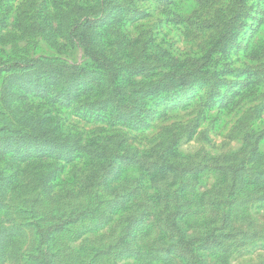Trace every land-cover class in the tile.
Masks as SVG:
<instances>
[{"label": "rangeland", "instance_id": "rangeland-1", "mask_svg": "<svg viewBox=\"0 0 264 264\" xmlns=\"http://www.w3.org/2000/svg\"><path fill=\"white\" fill-rule=\"evenodd\" d=\"M105 5L109 8L98 10ZM226 30L218 48L219 33ZM87 40L121 76L135 73L128 77L127 94L131 87H145L134 101L138 111L129 113L134 126L92 117L97 114L89 105L105 97L106 77L98 68L79 76L65 67H83ZM37 58L35 68L29 67ZM199 59H208L204 69L220 79L215 98H208L200 82L172 92L160 89L154 93L158 107L153 96H145L165 72H180ZM11 62L25 68L0 72V264H35L36 234L45 235L57 216L74 223L52 236L54 264H187L155 245L174 241V232L162 231L166 216L163 222L159 216L129 224L136 207L147 209L139 198L121 196L132 189L136 169H124V181L109 178L96 198L83 195L81 182L96 167L79 152L111 138H124L139 150L178 139L166 160L199 169L184 174V208L190 212L183 226L205 233L214 225L220 237L221 244L202 251L207 263L264 264V0H0V65ZM236 91L233 103L221 108ZM27 138L53 140L47 144L58 148L40 152L41 144H19ZM124 166L118 162L115 170ZM50 172L56 178L42 182ZM17 175L19 189L11 193L14 182L5 179ZM223 215L227 226H221ZM226 232L235 237L223 239ZM137 248L140 262L128 253ZM39 258L47 261L44 253Z\"/></svg>", "mask_w": 264, "mask_h": 264}, {"label": "trees", "instance_id": "trees-1", "mask_svg": "<svg viewBox=\"0 0 264 264\" xmlns=\"http://www.w3.org/2000/svg\"><path fill=\"white\" fill-rule=\"evenodd\" d=\"M109 5L101 6L98 10L103 9L106 10ZM101 12H96V17L100 15ZM240 17V16H239ZM236 20V17L231 18V24H234ZM91 18L89 16H86L84 18V25H87V27H91ZM228 25H230V22H228ZM72 30H70V33ZM228 30L222 31L219 33V38L216 41V45L218 48L224 43L226 40V35H228ZM73 40L72 37H69V41ZM84 56L87 58V61L83 64V67L76 66V65H67L65 66L69 71L72 70L73 72L79 74H83L88 70V67L92 68H98L101 69L103 75L107 79V87L105 89V97L102 99L100 98L98 101H96L94 104H90L89 108L92 114L96 112L97 115H94V119L96 122L99 123H106L109 125H116L121 124V122H131L129 123V126H134L133 121V115L129 114L131 112H137V105L134 104V101L136 100L137 96L144 95V89L145 87H131L127 90L128 94L125 92L127 89V86L130 85L131 81H128V77H131L130 75H133L135 73L133 72H127L124 73L126 77L121 76V73L117 70H115L112 65V61L106 60L105 57H103L101 54H97L94 49L92 48V44L90 41H84ZM209 57H211L209 55ZM207 57V58H209ZM37 59H31L29 60V67L35 68L34 66L38 63ZM207 61L208 59H199L195 61L194 65L190 68L184 69L180 72L177 71H168L163 74V77L159 80L158 84L154 87H150L146 89V95L145 96H153L155 98L154 103L155 105L161 104L159 102V99L157 98L158 95H154V93H158L160 89H164L166 92H172L175 88H183L191 86V84H197L200 82L203 84L205 88V92L208 93V98H215L216 93V87L220 83V79L216 78L215 73H209L204 69V67H207ZM98 64V66H97ZM24 66L21 63L11 62V63H4L0 65V72H15V70H24ZM97 69V70H98ZM100 71V70H99ZM249 72V71H246ZM71 72H69L70 74ZM64 76H67V73L63 71ZM98 75L97 73H95ZM245 76H247L248 79H252L251 81H256L251 74L244 73ZM74 75V74H72ZM102 75H99L98 81L99 83H104L105 79L103 78V81L101 80ZM65 78V77H64ZM29 80V79H28ZM160 81H162V85L159 84ZM197 81V82H196ZM67 82V81H65ZM78 82V81H77ZM249 82V81H248ZM101 84V85H102ZM206 84V85H205ZM100 85V86H101ZM210 85V86H209ZM207 87H209L207 89ZM81 88H79L80 91ZM144 90V91H143ZM77 89L74 90L73 94H77L79 92ZM98 91V90H97ZM101 93V91H100ZM239 94V91H236L231 98H229L227 101H223L220 105L221 108L227 107L228 105L232 104L235 96ZM157 98V99H156ZM168 99V98H167ZM166 99V100H167ZM138 100H136L137 102ZM169 101V99H168ZM99 105H95L99 103ZM139 107V106H138ZM141 112L144 110L139 107ZM117 112V113H116ZM145 112V111H144ZM139 113V112H138ZM140 114H137L139 116ZM89 116V115H87ZM123 124V123H122ZM128 125V124H127ZM111 138V137H110ZM54 144V141L43 140V142H40L37 138H32L24 142H20L19 144L23 145L26 144V148L35 147L37 144H41L40 146V152H44V150H50L58 148V146H50L47 143ZM176 142H178V139L173 138L171 139L167 144H163L161 146H154L151 147L149 150H139L135 149L132 145H130L124 138H121L118 141H113V138H111V142L105 143H97L96 149L88 147L87 149H84L80 151L79 153L86 154L90 162H92V166L96 167L94 171L88 173L85 175V178L81 182V190L83 191V195L87 198L90 196H94V198L97 197L95 191H97L99 194L103 189H107V180L109 178L114 177L116 182L124 181L126 178V174L124 175V169H136L138 172V175L136 176V179L132 180V189L127 195L122 194L123 198L126 196L128 197H134L139 198V200L145 205V210L137 211V207L135 208L136 214L134 216H131V218L128 220L129 224H138L140 222H143V219L146 218L149 221L154 222V218H158L160 216V219L162 222L164 221L163 218L165 217V224L162 223V231H168V233H173L174 240L171 243H166L165 239L156 241V246L160 245L161 249L159 251L168 250L167 254L175 253L176 255L179 254L180 259L187 260V264H208L206 261V254L202 251L209 252L214 246H217L221 244L219 242V235L216 234L214 229V225L210 227V229L205 233H200L197 231L196 233H193L194 226L186 227L183 226L187 223V215L189 214V209H185V191L187 189L186 180L184 178L185 173H190L193 171H198V166L196 167H190L187 169L185 166H182L180 164H174L171 161L166 160V156H169L170 154L175 153V146L177 145ZM104 144V145H102ZM48 145V146H47ZM255 153H257V150H255ZM254 154V152H253ZM44 155V154H42ZM255 158V154H254ZM118 162H122L124 165L123 169H119V171L115 170L116 165ZM199 172V171H198ZM233 178L232 180H236V173L237 170L234 169L233 171ZM55 173H49L44 178H42V182L47 180V182L51 179H55L56 175ZM259 177V176H258ZM19 179V175L16 176L14 179H5V181H13L14 184L12 186L11 193L17 191L19 189L18 184L16 183V180ZM128 179V178H127ZM126 179V180H127ZM172 179H178L179 183L176 184L175 188H170V185H164L165 182L172 180ZM231 187H234L231 185ZM232 194V193H231ZM170 196V197H168ZM167 198V199H166ZM169 199V200H168ZM122 204H116V208L114 212H117V209L120 208ZM170 206V207H169ZM186 205L185 207H188ZM85 212V211H84ZM83 213V211L81 212ZM122 212H119V214ZM64 217L57 216L56 219L58 220V223L55 225H49L48 231L45 233V235L40 237V233L36 234L37 236V245H36V252L35 254L31 255V258L35 261V264H42L39 258V255L44 253L45 257L47 255V261H44V264H54L53 263V256L54 253L51 249L52 244V236L54 234H57L62 231L63 228H66V226L73 224L72 218H68L66 221L62 220ZM125 217H123L124 220ZM145 220V219H144ZM221 226H227L228 220L227 216L223 215L221 217ZM127 222V220H126ZM215 221L212 220L211 223L213 224ZM128 224V222H127ZM167 227V230H164ZM37 228L40 230L41 225L38 224ZM148 231H151V228L149 225L146 227ZM220 230V229H218ZM164 232H160L161 238H163ZM127 235V234H126ZM126 235L122 239V241L126 240ZM221 237L223 239H230L232 237H235V233H222ZM119 239V242L124 243ZM165 241V243H164ZM120 243L117 245L108 246L109 248L106 250V252H103L105 254H110V250L114 248H119ZM154 246V245H153ZM128 248V247H127ZM138 249V248H137ZM150 251H158L157 249H151ZM128 253L133 254V257H138V261H142L141 252L140 250L136 251H128ZM102 254V253H100ZM103 255V254H102ZM163 260V259H162ZM150 261V260H149ZM164 261V260H163ZM166 261V260H165ZM91 264V263H89Z\"/></svg>", "mask_w": 264, "mask_h": 264}]
</instances>
